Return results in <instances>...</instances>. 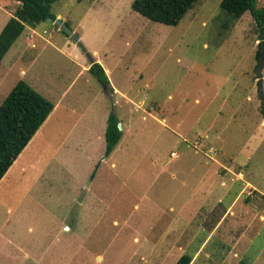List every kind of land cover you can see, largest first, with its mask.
Here are the masks:
<instances>
[{"label": "rangeland", "instance_id": "rangeland-1", "mask_svg": "<svg viewBox=\"0 0 264 264\" xmlns=\"http://www.w3.org/2000/svg\"><path fill=\"white\" fill-rule=\"evenodd\" d=\"M132 1L52 4L133 100L106 99L123 131L108 156L105 87L79 74L55 20L26 27L3 57L0 104L22 79L62 103L0 181V264H174L185 252L191 264H264V40L253 16L225 32L221 0H199L167 25ZM17 5L0 0V30ZM22 41L36 43L28 59L16 55Z\"/></svg>", "mask_w": 264, "mask_h": 264}, {"label": "trees", "instance_id": "trees-1", "mask_svg": "<svg viewBox=\"0 0 264 264\" xmlns=\"http://www.w3.org/2000/svg\"><path fill=\"white\" fill-rule=\"evenodd\" d=\"M18 2L12 15L0 30V63L26 26L35 27L41 21H54L56 14L52 4L57 0H14ZM199 0H133L131 7L139 14L167 25H176ZM258 0H221L219 24L225 32L232 29L245 11H249L258 27V38L264 40V7L256 6ZM70 28L68 21H64ZM62 30V29H61ZM62 32L68 36L67 32ZM262 43L256 53L259 60ZM90 71L102 84L108 78L101 64L95 62ZM112 92V89L109 87ZM54 109L53 101L33 88L25 80H19L0 104V180L13 162L31 141ZM115 113H110L105 129V155L112 153L119 144L123 132ZM240 185H242L240 183ZM193 257L183 253L174 264H191ZM237 264H248L239 260Z\"/></svg>", "mask_w": 264, "mask_h": 264}, {"label": "crops", "instance_id": "crops-1", "mask_svg": "<svg viewBox=\"0 0 264 264\" xmlns=\"http://www.w3.org/2000/svg\"><path fill=\"white\" fill-rule=\"evenodd\" d=\"M26 27H28V26H26ZM29 27H31V26H29ZM28 27V28H29ZM31 28H33V27H31ZM25 30H26V28H25ZM33 34H34V30H31V33L29 32V34L27 35L28 36V38H29V41H31V39L33 38ZM79 38L82 40V36H79ZM13 46V45H12ZM11 46V47H12ZM29 46L30 47H35L36 46V43L34 42V41H32L31 42V44L30 43H27V45H25L24 44V42L22 41L21 43H20V47L21 48H18L17 49V51H16V55L17 56H20V58L21 59H23L24 57H25V55H26V53H30V51H29ZM70 47V46H69ZM76 47H78L77 46V44H73V46H71V48H69V51H68V55L69 56H71L74 60H76L77 62H79L80 63V71H79V74H85L87 71H90V67H91V65L93 64V63H95V62H99V64H101V66L103 67V69H104V71H105V74H106V76H107V78H108V81H109V83L108 84H106V87H105V90H104V96L102 95V90L100 89L99 91L101 92V93H98L97 95H98V97H99V106L101 105V107H104V115H105V117H104V120H106V122L104 121V124L107 126V120H108V117H109V115H107V109H106V107H105V102L107 101L106 99H107V97H109V98H112L113 96H117V99L115 100V106H117V104L118 105H124V103L125 102H128V100L130 101V103H132L133 104V100L132 99H128V96L126 95V93L123 91V90H121L120 89V87H119V85L116 83V80L114 79V76H113V69L112 68H110L109 67V65H106L105 63H104V61L102 60V58L101 57H96V55L95 54H97V51L96 50H94L93 52H92V55H95V56H93V60H90L89 59V62H83V58H82V54H79L78 53V50H77V48ZM11 49V48H10ZM10 49H9V51H10ZM8 53V52H7ZM108 55V53H106L105 54V57ZM28 57H29V55H27V57L26 58H24V59H28ZM118 67H123L124 69H128V67H125V66H121V63L118 65ZM91 72V71H90ZM21 73L22 74H24V75H26L27 74V71H24V70H22L21 71ZM92 73V72H91ZM93 74V73H92ZM97 78V77H96ZM99 81V80H98ZM100 82V81H99ZM100 84L101 85H103L101 82H100ZM107 86L108 87H110L111 89H112V92H111V94L108 92V90H107ZM121 98H123V100L121 99ZM123 102V103H122ZM53 103H54V109H53V111L51 112V114L48 116V118L46 119V121L44 122V123H46L49 119H51L52 118V115H54L55 113H54V111L56 110V108L58 107V106H60L61 105V103H62V97H60V98H58L56 101H53ZM103 105V106H102ZM68 109H70L69 107H68ZM73 109H74V107H73ZM133 109H135V106L133 105ZM43 123V124H44ZM120 123V122H119ZM121 126H122V124H121ZM123 132V131H122ZM175 154V153H174ZM177 156V155H176ZM240 175H242V173H239ZM5 176V175H4ZM3 176V177H4ZM239 179V178H238ZM2 180V179H1ZM0 180V181H1ZM239 183V182H238ZM237 183V184H238ZM241 184L243 185V182H241ZM234 184H231L230 186H229V188L227 189V191H229V189H230V187L231 186H233ZM253 186L252 185V183H249V182H245V185L243 186V188H246V186ZM243 190V189H242ZM256 192L257 190L255 189V187H253V189H252V192ZM259 193V192H258ZM260 194V193H259ZM262 197H264V195L261 193L260 194ZM261 196H259L260 198H262ZM236 201V197H235V199H234V201L229 205V207L231 208V207H233L232 206V204L234 203ZM216 203H222V199H217L216 200ZM135 206H139L138 204H135ZM255 212V211H254ZM258 216H259V218L261 219V220H264V214H262V213H259L258 214ZM219 223H220V220L218 221V224L216 225V226H218L219 225ZM193 258H195L196 256H192Z\"/></svg>", "mask_w": 264, "mask_h": 264}, {"label": "water", "instance_id": "water-1", "mask_svg": "<svg viewBox=\"0 0 264 264\" xmlns=\"http://www.w3.org/2000/svg\"><path fill=\"white\" fill-rule=\"evenodd\" d=\"M55 23L60 27V29L64 30L65 32H67L68 36H70L74 41L75 43L77 44V46L80 47V49L86 53V55L88 56V58L90 60H93V57L91 55L90 52L87 51L85 45L83 44V42L81 41V39L79 38V36L74 33L68 26L65 22H63L61 19L59 18H56L55 19ZM264 60V41L262 42V54H261V57H260V62H262ZM104 87H106V84H103ZM119 128L121 129L122 126L121 124L119 123L118 124ZM68 229V227L66 228Z\"/></svg>", "mask_w": 264, "mask_h": 264}]
</instances>
